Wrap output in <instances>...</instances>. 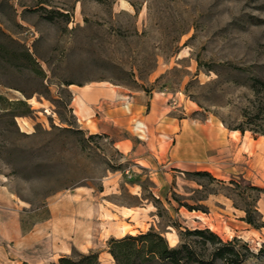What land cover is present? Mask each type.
Instances as JSON below:
<instances>
[{"label": "rangeland", "instance_id": "1", "mask_svg": "<svg viewBox=\"0 0 264 264\" xmlns=\"http://www.w3.org/2000/svg\"><path fill=\"white\" fill-rule=\"evenodd\" d=\"M256 80L264 0H0V264L66 249L114 264L109 239L150 228L169 246L214 228L240 239V264H264V249L250 253L264 229L241 221L248 204L264 210ZM196 171L217 182L185 173ZM240 178L262 192L230 183ZM183 239L209 258L213 247Z\"/></svg>", "mask_w": 264, "mask_h": 264}, {"label": "trees", "instance_id": "2", "mask_svg": "<svg viewBox=\"0 0 264 264\" xmlns=\"http://www.w3.org/2000/svg\"><path fill=\"white\" fill-rule=\"evenodd\" d=\"M24 57L30 62L31 65L36 66L35 59L28 51H24ZM257 85H263L264 83L256 80L253 83V90H258ZM21 104L25 102L20 101ZM246 112V111H245ZM240 132H244L245 129L242 126L234 128ZM253 133L264 135V130L256 131L249 129ZM188 175L196 178H207L209 182H217V180L207 171L185 172ZM230 183L235 187L246 186V189L262 192L260 188L250 184L243 178L239 181L234 179L230 180ZM179 207H185L188 211L205 212V208L199 205H191L186 202H181L177 197L174 198ZM244 216L241 218L249 228L259 230L264 228V220L262 215L258 212L255 205L248 204V208H243ZM181 238L180 244L176 246H169L166 238L161 232L155 231L150 228L146 232H140L135 235L127 234L121 238H110L107 245L109 255L112 257L114 264H143L149 262H156L158 264H213L214 261H221L224 264H240L242 258H240L239 252L235 248V244L240 242V239L234 237L231 241L223 242L221 238L212 232L210 229H193L178 232ZM191 235L199 238V242L202 247L206 244L213 247L209 258H203L200 253H197L193 245L183 239L184 236ZM183 239V240H182ZM244 247L249 251L248 245L245 243ZM264 249V243L257 254L250 252L252 256H259ZM26 264V263H19ZM43 264H100L98 259V253L92 250L85 254H78L77 258H71L68 256H62L58 258L56 262L43 263Z\"/></svg>", "mask_w": 264, "mask_h": 264}, {"label": "crops", "instance_id": "3", "mask_svg": "<svg viewBox=\"0 0 264 264\" xmlns=\"http://www.w3.org/2000/svg\"><path fill=\"white\" fill-rule=\"evenodd\" d=\"M77 96H81V95H77ZM75 98H76V96L74 95V98H73V102H75ZM81 100H82V98H80ZM82 102H83V106H79V105H77L79 108V113L80 114H84L83 116H81V119H85V118H91L92 117V115H94V113H95V108L94 107H92L91 105H88L87 106V104L86 103H84V101L82 100ZM74 112L76 113V110H74ZM85 113H87V114H85ZM77 115V114H76ZM240 137H242V138H245L246 136L243 134H240ZM252 141H255V140H252ZM259 211H260V213H264V210L262 211V210H260V209H258ZM262 229H264V228H261L260 230H262ZM259 230H255V229H250L249 230V232H258ZM69 253V250H65L64 252H62V254H59V255H57V257H61L62 255H67Z\"/></svg>", "mask_w": 264, "mask_h": 264}, {"label": "bare ground", "instance_id": "4", "mask_svg": "<svg viewBox=\"0 0 264 264\" xmlns=\"http://www.w3.org/2000/svg\"><path fill=\"white\" fill-rule=\"evenodd\" d=\"M81 97L80 96H77V100H79ZM75 101H76V98H75ZM78 102V101H77ZM237 132V131H236ZM91 226V225H90ZM213 232H215L216 234H220V232H219V230H217V229H214V228H212L211 229ZM126 233H130V234H133L132 232H131V230H130V232H126ZM170 240L171 241H173V239L172 238H170ZM108 257L112 260V257L108 254Z\"/></svg>", "mask_w": 264, "mask_h": 264}]
</instances>
